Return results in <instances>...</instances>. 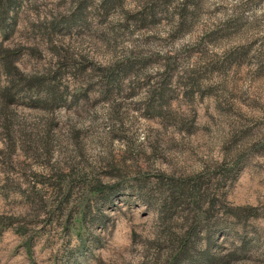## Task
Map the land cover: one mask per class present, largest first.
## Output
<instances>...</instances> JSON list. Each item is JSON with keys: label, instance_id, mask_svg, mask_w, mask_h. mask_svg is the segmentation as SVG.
Listing matches in <instances>:
<instances>
[{"label": "rangeland", "instance_id": "obj_1", "mask_svg": "<svg viewBox=\"0 0 264 264\" xmlns=\"http://www.w3.org/2000/svg\"><path fill=\"white\" fill-rule=\"evenodd\" d=\"M0 49V264H168L194 227L179 264H264V0H0Z\"/></svg>", "mask_w": 264, "mask_h": 264}, {"label": "trees", "instance_id": "obj_2", "mask_svg": "<svg viewBox=\"0 0 264 264\" xmlns=\"http://www.w3.org/2000/svg\"><path fill=\"white\" fill-rule=\"evenodd\" d=\"M120 0H106V4L107 5H113V4H118ZM83 2H86V0H83ZM7 28V27H6ZM5 38V36H4ZM14 53L11 52V50H7V49H0V60L4 62L3 68L5 69L7 75L13 74V75H17V69L15 64L12 61H9V57L13 56ZM127 70L132 68V65L128 62V66H126ZM112 73V71L110 72ZM108 73V74H110ZM39 78H43V76H38ZM27 87L29 88V90H39L42 89V82L39 79H33V80H28L27 81ZM8 97V96H7ZM12 100V96L8 97V101L10 102ZM55 101V97L54 95L51 94L50 92H46L45 96H44V104H53ZM9 222L11 223V220L8 219ZM21 232L23 233L24 231L21 230ZM195 236V227L194 230L193 229H189L186 234L180 239V245L178 248V253L176 254V256H172L170 258V262L168 264H179L180 258H184L183 256H187L189 257V252L193 251V248L191 247L194 243H193V238ZM167 264V263H166Z\"/></svg>", "mask_w": 264, "mask_h": 264}]
</instances>
